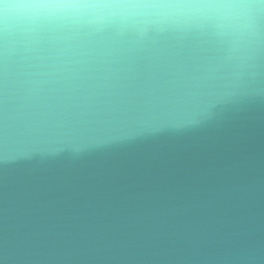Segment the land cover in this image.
<instances>
[{
    "label": "clouds",
    "instance_id": "obj_1",
    "mask_svg": "<svg viewBox=\"0 0 264 264\" xmlns=\"http://www.w3.org/2000/svg\"><path fill=\"white\" fill-rule=\"evenodd\" d=\"M254 102L264 0H0V264H264Z\"/></svg>",
    "mask_w": 264,
    "mask_h": 264
},
{
    "label": "water",
    "instance_id": "obj_2",
    "mask_svg": "<svg viewBox=\"0 0 264 264\" xmlns=\"http://www.w3.org/2000/svg\"><path fill=\"white\" fill-rule=\"evenodd\" d=\"M12 40L7 42L11 46ZM195 104L194 98L176 100L168 109L173 118L182 119L191 111ZM136 116H147L149 113H131ZM202 135H209L208 133ZM213 138H219L223 154L227 162L237 166L238 182L258 180L264 185V102H254L245 105L243 110L232 113L227 119L225 128L219 133H211ZM17 137L11 132L7 138L8 146L12 147ZM257 219L262 230L258 234L264 243V189L258 195L256 208Z\"/></svg>",
    "mask_w": 264,
    "mask_h": 264
}]
</instances>
